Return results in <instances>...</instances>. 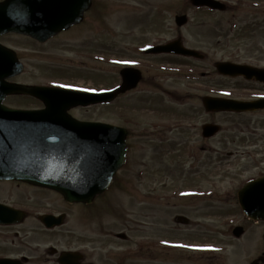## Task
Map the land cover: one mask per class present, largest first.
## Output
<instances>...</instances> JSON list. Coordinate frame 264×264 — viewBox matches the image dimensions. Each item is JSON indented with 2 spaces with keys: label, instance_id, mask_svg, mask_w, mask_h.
<instances>
[{
  "label": "rangeland",
  "instance_id": "obj_1",
  "mask_svg": "<svg viewBox=\"0 0 264 264\" xmlns=\"http://www.w3.org/2000/svg\"><path fill=\"white\" fill-rule=\"evenodd\" d=\"M95 1L106 13L99 17L100 22L94 24L93 29L83 27L93 30V40L100 49L113 51L108 58L98 57L95 62L76 53L53 50L52 43L41 46L27 38L7 34L1 38L2 43L12 48L24 65L23 73L12 81L94 90L111 85L103 83L106 81H101L99 74L90 72L88 77L80 73L85 70L79 69L83 62L88 68L100 71L140 64L138 67L146 76L157 69V85L150 87L145 79L111 106L71 111L82 121L125 128L128 131L126 164L107 192L97 199L102 209L98 215L80 222L73 212L60 232L42 234L38 231L29 234L26 242L39 250L48 245L75 246V239L71 240L66 233L70 229L74 236H81L84 248H101L100 234L94 227L102 226L114 233H126V242L111 239L112 245L108 244L105 249L129 251L128 264H207L208 258H213L214 263L244 264L254 252V242L230 238L231 228L242 221L230 194L235 193L247 175L257 170L234 178L237 167L234 164L245 166L264 159L260 155L257 159H227V151L243 146L234 139L233 133L241 127L232 128L228 124L230 117L206 113L201 98L235 94L230 90L235 89L238 82L220 77L214 69L216 62L264 67V0H218L228 7L224 13L196 9L190 0ZM182 14L187 16V23L177 27L174 17ZM234 25H237L236 30ZM96 26L98 34L94 31ZM177 37H181L185 47L200 52L204 58L143 57L142 54L136 57L133 53L138 46L162 44ZM127 50L129 55H126ZM91 76L95 80H90ZM5 104L18 108L41 106L26 97H8ZM263 118L242 116L235 122H245L251 131L259 128L258 120L264 122ZM206 122L225 125L228 130L201 142L199 131ZM225 136L229 138L227 143ZM192 146L210 149L211 165L209 173L200 177L203 179L189 172ZM7 187L0 184V200L35 207L34 213L43 212L45 206L47 211L62 210L51 195L29 193L16 200L12 192L2 194L1 189ZM227 210L231 213H222ZM88 214L84 216H90ZM178 215L185 216L189 223H176ZM27 225L38 226V222L31 216L24 224ZM254 229L258 230L251 227ZM14 230V227H0L2 250L11 247ZM90 240L94 243L86 244Z\"/></svg>",
  "mask_w": 264,
  "mask_h": 264
},
{
  "label": "water",
  "instance_id": "obj_2",
  "mask_svg": "<svg viewBox=\"0 0 264 264\" xmlns=\"http://www.w3.org/2000/svg\"><path fill=\"white\" fill-rule=\"evenodd\" d=\"M191 4L212 10L225 8L216 0H191ZM89 5L90 0H4L0 2V34L12 32L43 42L78 23ZM186 22L185 15L175 17L178 27ZM145 53L203 58L199 52L185 48L180 38L148 48ZM214 67L222 76H243L264 82V70L258 68L230 62H218ZM21 69L15 53L0 46V180L27 182L55 190L68 202L91 203L96 195L106 190L122 166L127 131L103 123L79 122L67 111L77 106L111 102L119 93L136 86L139 72L123 68L119 88L90 94L5 81L19 74ZM8 95L33 96L44 102L45 109H9L1 104ZM202 104L206 112H244L264 107V101L239 102L212 97H204ZM218 131L216 125L202 127L203 137H211ZM238 202L247 217L254 221L264 220V177L246 184L238 192ZM23 218V213L0 205V225L18 223ZM54 219L45 216L42 221L47 226L60 224ZM239 230H234L235 236ZM71 259L70 254L64 253L59 262L72 264ZM0 264L14 262L0 260Z\"/></svg>",
  "mask_w": 264,
  "mask_h": 264
},
{
  "label": "flooded vegetation",
  "instance_id": "obj_3",
  "mask_svg": "<svg viewBox=\"0 0 264 264\" xmlns=\"http://www.w3.org/2000/svg\"><path fill=\"white\" fill-rule=\"evenodd\" d=\"M106 13V11L103 8H98V5L96 4L95 0H91L90 8L84 13L83 19L80 23L71 26L65 31H62L58 33L55 37L48 40L47 42L40 44L36 41H33L36 45H48L50 43L53 44V50H56L58 52L62 53H76L84 57L85 59H94L95 62H97L96 59L98 57H109L110 53H113V51H103L98 47L97 44H95L93 40V30H90L88 28L83 27L84 25L90 26V28L93 29V25L97 24L99 17L103 16ZM90 17H89V16ZM89 17V18H88ZM95 33L98 34V26L94 28ZM0 37V43L2 44ZM141 47L138 46L136 49H133V53L136 57H140L141 53ZM109 52V53H108ZM126 55H129V50H127ZM139 59V58H138ZM87 67V68H86ZM79 69H85L80 71V73L88 74L90 77V72L93 74H99L101 76V81H106L103 83H111L110 86L107 87H101L98 91L108 90L112 89L115 86H118L120 84L121 78L119 75L120 69H111L108 71L104 70H98L94 68H88L87 65H84V63H81V68ZM141 73V80L136 86H138L146 79L148 86H156L157 83V76L156 72L157 69L154 71H150L149 75H145V71L143 69H139ZM47 74V73H46ZM93 74H91L93 76ZM104 74H107L106 77H104ZM80 76L82 74H79ZM91 76L90 80H95L94 77ZM118 79V82L116 81ZM223 79L228 80H236L238 82V86L235 89H231L230 91L233 92V96L223 93L221 96L224 99H234L239 101H264V82L256 81V80H246L243 77L238 78H226ZM100 80L97 78V81ZM37 85H45V84H38ZM135 88V89H136ZM93 89V88H91ZM134 91V90H133ZM97 92V91H96ZM132 91L127 92L126 94H129ZM125 95V94H124ZM123 96V95H122ZM120 97V96H119ZM118 98H116L113 103ZM71 112V111H70ZM214 114H221L224 117H230L229 125L234 128L235 126H240L241 129H235L236 132H233L234 139L240 143V145L243 146H236V148L229 150L225 153V156L227 159H232L234 161L239 160L242 157L250 158V159H257V156L260 155L264 159V122H261V120H258V126L259 128L256 130H249L247 127L248 125L245 122H235L239 117L242 116H264V107L258 108L255 111L252 112H244V113H214ZM264 120V118L262 119ZM208 123V122H206ZM237 123V124H235ZM224 125V124H223ZM220 132H227V127L220 126ZM256 131H261L260 133H255ZM199 136L201 137V142H204L206 140H210V138H202L201 131H199ZM215 137V136H214ZM225 143H227L228 136L224 137ZM228 142H230L228 140ZM235 143V141H234ZM226 151V148L224 149ZM210 149L208 146H192L191 147V157H190V165H189V172L192 173V175L197 176L200 178L201 176H204L206 173H209L211 161H210ZM246 155V156H245ZM225 159V158H224ZM230 162V161H228ZM253 162V163H252ZM230 164V163H228ZM249 165H241V163L234 164L236 165V172L233 173V177L237 178L239 177H245V175L249 172V170H257L254 173H250L247 175L242 183L240 184V189L246 182L258 179L264 176V160L260 161H251L248 162ZM253 164V165H252ZM240 166V167H239ZM203 179V178H200ZM0 184L7 185L8 187L6 190H2L3 192H12L16 198V200L21 199L22 197L27 196L29 193H36L41 195H51L54 197L55 201L57 203L61 204V211L60 212H54V211H47L46 206L45 210L43 212H36L34 213V210L37 208L27 205H20V204H12L7 203L5 200H0V203L5 204L7 206H10L14 209L22 210L26 213V218L18 225L13 226H2V227H14L15 230L13 231V238L10 239V248H7V250H2V247L0 250L2 251L0 253V258H6L10 260H15L17 262H20L21 264H60L58 262V258L62 253L70 252L73 255V264H128L130 260V253L129 251L125 249H121L120 246H118V250L115 252L114 250H106L105 247L109 244L112 245L113 242H111V239L114 241H122L126 242L128 238H122L120 236H117L120 233H124L122 231H118L117 233H114L112 230L102 227V226H95L94 229L100 234V243L102 245L101 248L98 247H92L90 249L84 248V243L81 240V236H74V232H72L70 229L66 230V233L69 234L70 239H75L73 244L75 246H72L71 244L63 247L58 248L55 245H48L45 246L42 250H39L38 248H33L28 242H26L27 239H29V234H35L38 231H42L40 233L45 234L46 233H54L55 231H59L60 229L69 221V218L71 217V214L75 212L76 214V220L83 222L88 221L89 219L93 218L94 216L98 215L100 211H102L100 206L96 203L97 198L94 199V201L90 205L85 204H69L64 201L61 195H59L56 192H53L51 190L42 189L38 187L31 186L29 184L23 183V182H14V181H0ZM235 193L230 194L232 195V199L235 201V208L237 212L241 216V220L238 224H235L231 228V234L229 235L230 238L234 241H243V242H254V252L251 253L249 258L244 262V264H264V221H251L249 220L242 212L238 205V196L237 191ZM103 210H107L106 206H102ZM70 211V212H69ZM108 211V210H107ZM225 214L231 213L230 210L224 211ZM34 213V214H33ZM85 213H89L90 216H84ZM53 215L55 217L61 218L63 225L54 227L52 229H44V227L38 222V217L40 215ZM35 218L38 222V226L36 225H27L24 226L26 220L28 218ZM258 225V226H255ZM1 227V226H0ZM82 227V226H81ZM234 227H240L239 230V237H233L232 236V230ZM251 227L258 228V230L254 229L251 230ZM17 240V242H15ZM94 243L92 240L86 241V244ZM115 243V242H114ZM207 264H227L224 262L214 263L213 259L208 258Z\"/></svg>",
  "mask_w": 264,
  "mask_h": 264
},
{
  "label": "snow or ice",
  "instance_id": "obj_4",
  "mask_svg": "<svg viewBox=\"0 0 264 264\" xmlns=\"http://www.w3.org/2000/svg\"><path fill=\"white\" fill-rule=\"evenodd\" d=\"M83 91H88V89H83Z\"/></svg>",
  "mask_w": 264,
  "mask_h": 264
}]
</instances>
